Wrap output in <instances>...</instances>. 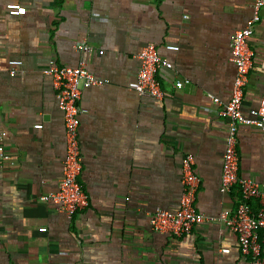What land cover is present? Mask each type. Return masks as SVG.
I'll list each match as a JSON object with an SVG mask.
<instances>
[{
  "label": "crops",
  "instance_id": "crops-1",
  "mask_svg": "<svg viewBox=\"0 0 264 264\" xmlns=\"http://www.w3.org/2000/svg\"><path fill=\"white\" fill-rule=\"evenodd\" d=\"M252 4L0 0V134L6 133L0 146L15 161L0 167V264H251L223 223H199L176 238L155 231L150 215L179 208L187 155L200 179L198 212L219 218L243 201L239 186L221 192L230 120L219 112L237 73L234 35L253 16ZM10 5L26 14H12ZM79 43L91 50H78ZM148 45L173 64L159 72L161 100L131 89L137 55ZM250 46L245 114L264 98V8ZM50 61L71 67L85 61L106 82L82 84L79 182L89 206L72 219L42 200L58 190L67 153L64 113L52 79L42 73ZM237 146L240 177L264 190V133L240 126Z\"/></svg>",
  "mask_w": 264,
  "mask_h": 264
},
{
  "label": "built area",
  "instance_id": "built-area-1",
  "mask_svg": "<svg viewBox=\"0 0 264 264\" xmlns=\"http://www.w3.org/2000/svg\"><path fill=\"white\" fill-rule=\"evenodd\" d=\"M252 7L253 16L243 29L235 33L233 39L232 61L236 65L237 73L231 98L223 105L219 98L212 97L215 104L223 105L219 115L230 120L227 148L223 157L221 192L226 195L239 186L243 201L234 213L225 211L219 218L208 217L198 212L195 205L200 179L194 171V156L187 155L183 159L181 179L183 192L179 208L175 211L157 208L150 215V224L159 233L181 238L191 234L194 226L199 223H223L238 237L240 248L250 263L264 264V190L257 182L240 177V156L237 149L240 126L254 127L264 133V98L259 107L250 109L247 114L242 108L254 58L250 39L255 26L261 21L264 0H253ZM8 8L14 15L26 14L27 11L25 7L15 5H10ZM83 23L89 24L90 20H84ZM76 48L84 52L91 50L84 43L77 44ZM167 49L178 51L179 47L168 45ZM137 58L140 61V70L136 80L131 84V89L140 95L147 94L159 100L163 99L165 94L159 81V72L164 68L172 69L173 64L163 59L154 45L143 48ZM10 64L16 67L22 62L11 61ZM11 73L16 74V68ZM42 73L52 79L53 87L57 91L59 108L64 113L67 133V153L63 162L59 188L55 192L44 195L42 200L52 203L59 212L72 219L89 206L88 196L79 182L83 170L80 118L81 114L85 113V110L80 107L82 84L102 86L106 82L93 75L85 61L79 62L75 67L61 66L55 61H50ZM176 85L182 87L183 82L178 81ZM5 138L6 133L0 134V141ZM7 164L14 165L15 161L12 155L0 146V167ZM249 203L256 204L258 211H255ZM42 231L45 232L46 228H42Z\"/></svg>",
  "mask_w": 264,
  "mask_h": 264
},
{
  "label": "trees",
  "instance_id": "trees-1",
  "mask_svg": "<svg viewBox=\"0 0 264 264\" xmlns=\"http://www.w3.org/2000/svg\"><path fill=\"white\" fill-rule=\"evenodd\" d=\"M250 205H252V203H249Z\"/></svg>",
  "mask_w": 264,
  "mask_h": 264
}]
</instances>
